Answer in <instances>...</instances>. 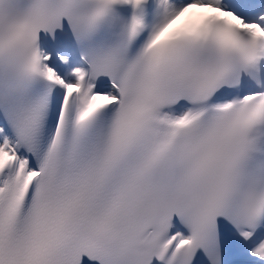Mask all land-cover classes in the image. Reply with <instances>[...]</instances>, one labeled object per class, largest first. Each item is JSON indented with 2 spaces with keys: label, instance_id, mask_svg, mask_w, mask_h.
I'll return each instance as SVG.
<instances>
[{
  "label": "snow or ice",
  "instance_id": "snow-or-ice-1",
  "mask_svg": "<svg viewBox=\"0 0 264 264\" xmlns=\"http://www.w3.org/2000/svg\"><path fill=\"white\" fill-rule=\"evenodd\" d=\"M0 264H264V0H0Z\"/></svg>",
  "mask_w": 264,
  "mask_h": 264
}]
</instances>
